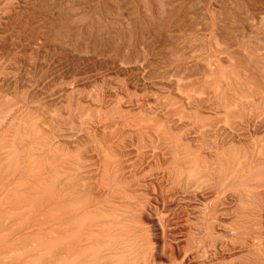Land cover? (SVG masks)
<instances>
[{
    "label": "bare ground",
    "instance_id": "obj_1",
    "mask_svg": "<svg viewBox=\"0 0 264 264\" xmlns=\"http://www.w3.org/2000/svg\"><path fill=\"white\" fill-rule=\"evenodd\" d=\"M0 264H264V0H0Z\"/></svg>",
    "mask_w": 264,
    "mask_h": 264
},
{
    "label": "rangeland",
    "instance_id": "obj_2",
    "mask_svg": "<svg viewBox=\"0 0 264 264\" xmlns=\"http://www.w3.org/2000/svg\"><path fill=\"white\" fill-rule=\"evenodd\" d=\"M259 1H263V0H259ZM227 2V1H226ZM238 6V5H237ZM232 8V9H231ZM234 9V10H233ZM233 10V11H232ZM239 10H242L241 12H243L244 10H246L245 8L243 9V7H242V9H241V7H239V8H235V7H229V11H230V14L231 13H236V16H237V19H238V21H239V23L242 25V24H244V25H246L247 26V24H245V23H248V22H246V20H245V11H244V13H242L241 14V12L239 11ZM234 11H237V12H234ZM240 12V15H239V12ZM238 14V15H237ZM240 16H242V17H240ZM244 16V17H243ZM239 17V18H238ZM242 18H243V20H242ZM244 22V23H243Z\"/></svg>",
    "mask_w": 264,
    "mask_h": 264
}]
</instances>
